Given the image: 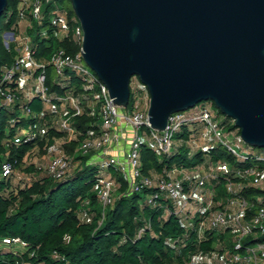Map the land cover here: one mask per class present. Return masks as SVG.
I'll list each match as a JSON object with an SVG mask.
<instances>
[{
	"label": "built area",
	"instance_id": "built-area-1",
	"mask_svg": "<svg viewBox=\"0 0 264 264\" xmlns=\"http://www.w3.org/2000/svg\"><path fill=\"white\" fill-rule=\"evenodd\" d=\"M49 1L20 0L19 32L4 33L5 46L10 48L13 45L16 54L0 78V103L7 107L18 104L19 115L31 118L18 128L13 141L16 144L24 140L43 141L42 146L36 145L25 155L23 166L33 165L41 174L62 179L80 166L82 160H77L76 155L86 157L87 164L108 172L101 174L97 185L103 217L106 209L112 206L118 188L110 172L113 169L122 176L130 191L157 188L173 204L177 215L183 216L195 208L190 214H199L196 222L199 240L207 233L230 235V245L227 240L217 242L219 246L214 245L211 253L198 252L189 264H264V242L247 243L252 238L264 236V195L250 199L243 193L246 188L264 190V153L245 144L242 138L234 139L233 130L227 131L220 125L212 102L174 113L164 130L153 129L148 117L150 92L138 75H133L130 80L131 105L127 108L115 105L107 85L84 61L81 52L84 30L80 21L76 15L70 16L67 7L60 2H55L46 13L44 7ZM46 19L48 22L44 26ZM22 21L27 24L22 25ZM33 21L41 36H49L51 30L59 41L70 38L79 50L70 53L60 46L48 56L38 57L39 46L29 32ZM48 67L53 69V83L65 93L50 90ZM35 98L41 104L39 110L29 107ZM84 115L97 118L86 132L80 131L75 124V119ZM192 123L200 124L208 137L203 150L219 145L234 157L235 162L214 161L207 157L212 160L213 169L202 176L188 172L180 178L168 172L161 176L144 175L142 146L148 145L159 154H169L176 147V135ZM51 129L59 131L62 136L50 137ZM73 141H77V146L74 153H70L66 146ZM222 174L226 180V195L220 199L207 190L208 183L218 180ZM0 175L2 178L12 176L18 182L32 180L31 176L14 168L11 162L3 164ZM4 241L26 245L18 237ZM54 256L59 257L57 253Z\"/></svg>",
	"mask_w": 264,
	"mask_h": 264
},
{
	"label": "trees",
	"instance_id": "trees-1",
	"mask_svg": "<svg viewBox=\"0 0 264 264\" xmlns=\"http://www.w3.org/2000/svg\"><path fill=\"white\" fill-rule=\"evenodd\" d=\"M60 1L47 2L45 12H50L54 3ZM19 2L8 0L6 11L0 17V78L4 68L13 63L16 54L13 45L7 48L3 40L5 32H19ZM65 6L70 16H75L71 5ZM47 22L46 19L43 25ZM32 23L29 32L39 46L38 57L48 56L60 46L70 53L79 50L70 38L59 41L51 30L49 36H41L36 22ZM47 76L51 91L65 93L53 83L51 67L47 68ZM29 107L39 110V99H33ZM19 113L18 104L7 107L0 103V173L3 164L11 162L18 171L32 177L31 181L24 180V183L12 176L2 178L0 175V264H189L198 252L211 253L214 245L224 243L229 235L207 233L199 240L196 232L199 214L177 215L170 200L155 187L130 191L122 176L113 169L110 172L118 183L117 195L103 217L97 196L101 170L87 164L86 157L76 155L77 160H82L80 166L62 179L41 174L33 165L23 166L25 155L36 145L42 146L43 141L24 140L20 144L13 141L18 128L31 121V118H22ZM95 120L97 118L84 115L76 118L75 124L80 131L86 132ZM195 124L184 126L176 135V140H189L192 134L190 127ZM220 125L228 130L238 129L234 120L227 116ZM53 135L62 136L59 131L51 129L50 137ZM76 146L77 141H73L66 147L74 153ZM206 157L214 161L235 162L234 157L219 145L195 151L193 156H190L185 144L176 146L169 154H159L148 145H143L142 173L165 175L174 168L202 164ZM218 181L225 182V175L222 174ZM243 193L253 199L256 195H264V190L246 188ZM141 230L143 232L139 234ZM17 237L26 245L4 241ZM257 241L264 242V236L252 238L247 243ZM55 253L59 257H55Z\"/></svg>",
	"mask_w": 264,
	"mask_h": 264
},
{
	"label": "water",
	"instance_id": "water-1",
	"mask_svg": "<svg viewBox=\"0 0 264 264\" xmlns=\"http://www.w3.org/2000/svg\"><path fill=\"white\" fill-rule=\"evenodd\" d=\"M8 0H0V17ZM82 55L119 107L138 75L151 127L211 100L264 148V0H70Z\"/></svg>",
	"mask_w": 264,
	"mask_h": 264
},
{
	"label": "crops",
	"instance_id": "crops-1",
	"mask_svg": "<svg viewBox=\"0 0 264 264\" xmlns=\"http://www.w3.org/2000/svg\"><path fill=\"white\" fill-rule=\"evenodd\" d=\"M21 23L23 25L27 24L25 21H22ZM218 121H221L220 123H222L224 120L218 117ZM198 126H200V124ZM193 135H194V132H192V134L190 136V139L187 140V141H183V140H180V139L176 140V146H178V145L180 146L182 144H185V146H187V147H193V145L191 144V140L193 139ZM178 142H179V144H178ZM200 150H202V146H199V149L197 151H200ZM194 153H195L194 149L193 150L191 149L190 150V156H193ZM209 160L210 159L209 158L207 159V157H206L205 161L202 164H199V165L191 167V168H185V167L174 168L171 171H169L168 173L171 176L178 177V178H180L186 172H188L190 174H193L195 176H202V175H204L206 173L211 172L212 169H213V167H212L213 164L211 163L212 160H210V161ZM152 175L161 176V174H159V173H153ZM207 192L210 195L215 196L216 198H220V199L225 198V195H226L225 194V182L221 183L218 180L210 181L208 183ZM195 214H196V212H195Z\"/></svg>",
	"mask_w": 264,
	"mask_h": 264
},
{
	"label": "rangeland",
	"instance_id": "rangeland-1",
	"mask_svg": "<svg viewBox=\"0 0 264 264\" xmlns=\"http://www.w3.org/2000/svg\"><path fill=\"white\" fill-rule=\"evenodd\" d=\"M60 2L63 3L64 5H71V2L69 0H61ZM3 42H4V40H3ZM207 102H212V101L211 100H207V101H202L201 103H207ZM213 106H214L213 110H214L215 115H217L219 118L223 119L224 116H223L222 113L219 112L220 110L215 106V104H213ZM190 128H191L192 132H194L193 139L191 140V144L193 145V147H188V150H191V149L193 150L194 149V151H197L199 149V146H202V148H205V145L208 144V141H207L208 137L206 136L203 127L202 126H198L197 124H195V126L190 127ZM227 131H229V130L227 129ZM231 135L236 140H239L241 138V136L238 133V129H234L232 131ZM178 144H179V142H178ZM255 148L259 149V151L264 153V148H257V147H255ZM39 157H41V156H39ZM107 173L108 172L101 171L102 175L103 174L106 175ZM116 195H117V192L115 193V196ZM194 210H195V208L192 209V212H194ZM192 212H190V213H192ZM229 236L230 235H228L225 240H227V243L230 245L231 244V237H229ZM218 244L219 243L215 244V246L216 247L219 246ZM201 259H203V258H201ZM194 261H196V258L194 259Z\"/></svg>",
	"mask_w": 264,
	"mask_h": 264
}]
</instances>
